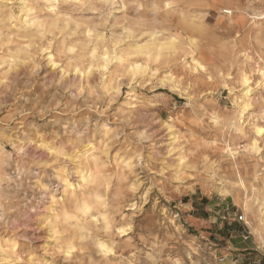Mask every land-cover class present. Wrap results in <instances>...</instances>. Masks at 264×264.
Segmentation results:
<instances>
[{
  "label": "rangeland",
  "instance_id": "obj_1",
  "mask_svg": "<svg viewBox=\"0 0 264 264\" xmlns=\"http://www.w3.org/2000/svg\"><path fill=\"white\" fill-rule=\"evenodd\" d=\"M260 71L264 0H0V264H264Z\"/></svg>",
  "mask_w": 264,
  "mask_h": 264
},
{
  "label": "bare ground",
  "instance_id": "obj_2",
  "mask_svg": "<svg viewBox=\"0 0 264 264\" xmlns=\"http://www.w3.org/2000/svg\"><path fill=\"white\" fill-rule=\"evenodd\" d=\"M172 43V42H171ZM162 45V44H161ZM169 45V44H168ZM12 59V58H11ZM136 64V63H135ZM105 67V66H104ZM141 69V67L140 66H136L135 67V70H140ZM263 70V69H262ZM261 72V71H260ZM262 73V76L264 77V71L263 72H261ZM247 77V76H246ZM247 80H245V84H247ZM247 90H246V92H245V94H244V99H245V101H243V103L245 104V105H243L244 107H246L247 105H248V101H249V94H250V92H251V90H250V86L249 85H247ZM241 108H243V107H241ZM243 110H244V108H243ZM241 130H242V128H241ZM243 132V131H242ZM258 136H261L263 133H264V129L263 128H261V127H255V131H254ZM252 145H254L255 147H257L256 146V142H254V144H252ZM85 149V148H84ZM23 150V149H22ZM53 151V150H52ZM80 151V150H79ZM83 151V150H82ZM94 156V155H93ZM82 163V162H81ZM89 163V162H88ZM78 164V163H77ZM93 165V164H92ZM91 170V169H90ZM82 177V176H81ZM69 180V179H68ZM63 181V180H62ZM89 181V180H88ZM63 187H65L66 189H72L73 188V185L72 184H70L69 182H67V181H64V183H63ZM97 190V189H96ZM73 192V191H72ZM101 192V191H100ZM223 193L224 194H227V190L225 189L224 191H223ZM101 194H102V192H101ZM256 195V194H255ZM254 195V196H255ZM58 202H59V200H58ZM65 202V201H64ZM263 202H264V199H263ZM262 202V203H263ZM65 206V205H64ZM88 208H89V206L87 205V204H83V205H80L79 207H78V209H79V211H81V212H87V210H88ZM65 209H67V208H65ZM74 209V208H73ZM75 210V209H74ZM74 214V213H73ZM76 215V214H75ZM92 216V215H91ZM79 217V216H78ZM70 224V223H69ZM87 224V223H86ZM86 224H85V227H87L86 226ZM92 224V223H91ZM90 224V225H91ZM107 224V223H106ZM88 225H89V223H88ZM109 225V224H108ZM107 226V225H106ZM89 227V226H88ZM87 227V228H88ZM109 227V226H108ZM81 236V235H80ZM85 236V235H84ZM82 238H84V237H82ZM106 250V249H105ZM107 252V251H106ZM111 252V251H110ZM71 254V253H70Z\"/></svg>",
  "mask_w": 264,
  "mask_h": 264
},
{
  "label": "crops",
  "instance_id": "obj_3",
  "mask_svg": "<svg viewBox=\"0 0 264 264\" xmlns=\"http://www.w3.org/2000/svg\"><path fill=\"white\" fill-rule=\"evenodd\" d=\"M201 201H202L201 207H200V204H197V206H196V204L193 202L192 203V209L197 212L196 213V219L205 221L208 218V215L206 214L207 212L205 210L206 209L205 207L209 204V200L207 198L203 197L201 199Z\"/></svg>",
  "mask_w": 264,
  "mask_h": 264
}]
</instances>
